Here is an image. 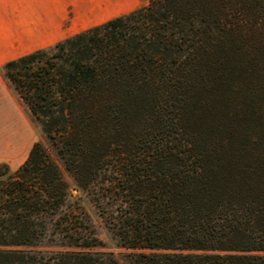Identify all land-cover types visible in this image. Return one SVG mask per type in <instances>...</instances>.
Masks as SVG:
<instances>
[{
	"label": "trees",
	"instance_id": "obj_1",
	"mask_svg": "<svg viewBox=\"0 0 264 264\" xmlns=\"http://www.w3.org/2000/svg\"><path fill=\"white\" fill-rule=\"evenodd\" d=\"M1 71L130 264H264V0H147ZM47 146L0 163V264H120Z\"/></svg>",
	"mask_w": 264,
	"mask_h": 264
},
{
	"label": "rangeland",
	"instance_id": "obj_2",
	"mask_svg": "<svg viewBox=\"0 0 264 264\" xmlns=\"http://www.w3.org/2000/svg\"><path fill=\"white\" fill-rule=\"evenodd\" d=\"M89 0H87L88 4ZM92 9L83 14L79 6L76 9L75 19H67L66 26L69 33L79 31L107 18L122 15L130 10L146 4L147 0H91ZM70 10L69 15L73 16ZM6 110L5 117H0V163H5L8 171H13L26 156L34 141H41L48 147L54 161L58 165L62 177L67 181L70 199H76L87 212L94 233L99 242L91 250L110 252L120 264H130L131 252H149V248H128L120 245L116 236L106 225L90 193L74 184L70 174L63 167L62 162L54 154L47 143L39 125L32 119L26 105L18 98L9 83L3 76L0 81V110ZM4 116V115H3ZM5 131L7 137L2 132ZM11 151L9 152V142Z\"/></svg>",
	"mask_w": 264,
	"mask_h": 264
},
{
	"label": "crops",
	"instance_id": "obj_3",
	"mask_svg": "<svg viewBox=\"0 0 264 264\" xmlns=\"http://www.w3.org/2000/svg\"><path fill=\"white\" fill-rule=\"evenodd\" d=\"M78 6L83 14L92 9L89 0H0V81L1 64L36 48L51 45L69 33L66 20L75 19ZM73 10V16L69 11ZM77 32V31H75ZM74 33V32H73ZM4 78V76H3ZM6 110H0L5 117ZM4 115V116H3ZM2 134L7 137L5 131ZM9 152L11 141L9 142Z\"/></svg>",
	"mask_w": 264,
	"mask_h": 264
}]
</instances>
